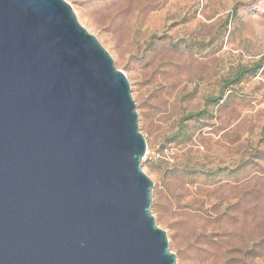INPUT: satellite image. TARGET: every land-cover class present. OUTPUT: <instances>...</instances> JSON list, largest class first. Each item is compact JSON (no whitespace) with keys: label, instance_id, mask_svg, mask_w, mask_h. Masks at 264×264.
Returning a JSON list of instances; mask_svg holds the SVG:
<instances>
[{"label":"water","instance_id":"obj_1","mask_svg":"<svg viewBox=\"0 0 264 264\" xmlns=\"http://www.w3.org/2000/svg\"><path fill=\"white\" fill-rule=\"evenodd\" d=\"M126 74L66 0H0V264H176Z\"/></svg>","mask_w":264,"mask_h":264},{"label":"rangeland","instance_id":"obj_2","mask_svg":"<svg viewBox=\"0 0 264 264\" xmlns=\"http://www.w3.org/2000/svg\"><path fill=\"white\" fill-rule=\"evenodd\" d=\"M66 1L129 80L176 264H264V0Z\"/></svg>","mask_w":264,"mask_h":264},{"label":"trees","instance_id":"obj_3","mask_svg":"<svg viewBox=\"0 0 264 264\" xmlns=\"http://www.w3.org/2000/svg\"><path fill=\"white\" fill-rule=\"evenodd\" d=\"M207 102H208V100H207Z\"/></svg>","mask_w":264,"mask_h":264}]
</instances>
